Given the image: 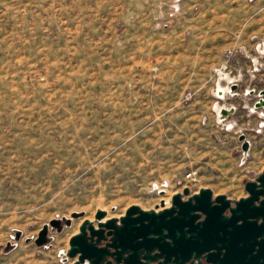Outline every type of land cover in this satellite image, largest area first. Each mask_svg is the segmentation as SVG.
<instances>
[{
  "label": "rangeland",
  "instance_id": "rangeland-1",
  "mask_svg": "<svg viewBox=\"0 0 264 264\" xmlns=\"http://www.w3.org/2000/svg\"><path fill=\"white\" fill-rule=\"evenodd\" d=\"M263 42L264 0H0V264H75L70 238L101 210L244 195L264 169V133L247 157L238 138Z\"/></svg>",
  "mask_w": 264,
  "mask_h": 264
},
{
  "label": "water",
  "instance_id": "water-1",
  "mask_svg": "<svg viewBox=\"0 0 264 264\" xmlns=\"http://www.w3.org/2000/svg\"><path fill=\"white\" fill-rule=\"evenodd\" d=\"M238 89V85H233L230 91L227 93H234ZM260 96H264V90L260 93ZM258 106H264V102H261ZM235 112L234 108L221 110V115L228 117ZM245 137L240 136V141H244ZM244 151L247 150L246 144L243 147ZM260 180H264V171L260 175ZM247 190L253 194V189L248 184ZM189 192L185 189V193ZM213 191L209 188H201L200 194L195 195L188 202L180 201V194L173 196L170 207L158 210L159 206L151 210H145L138 205L130 207L125 216L121 218L122 227L118 231L109 232L112 235L110 244L111 248H114L115 254H125L126 256L121 258L116 257L114 262H107V264H138L137 257L144 254V258L150 261H156L164 258L165 261L161 264H167L169 261L173 263L183 264L185 261L194 257L197 259L205 253L208 264H218L213 259V255L222 249H226L225 258L229 247L226 245L219 246L221 235L220 229H216L213 219L207 218L204 222L197 220L199 215L198 211L202 210L200 206L201 198L206 196L210 197ZM257 194L264 195V187H260ZM221 198H226V195H222ZM255 199L252 196L248 199H244L237 203V207L234 209L233 218L236 223L242 221L248 222L250 219H256L257 217L262 219L264 223V212L257 214H251L245 216L243 213V206L247 201L252 202ZM264 203V202H262ZM161 207H165V202L162 201ZM137 215L135 218H132ZM82 214H74V218H78ZM236 216V217H235ZM106 212L99 211L96 220H103L99 225L105 228L114 227L117 218L110 219L105 223ZM70 220H67L69 223ZM253 223L254 221H249ZM62 220H54L51 222V226L61 230L59 225ZM90 224L89 220L83 222L77 234H74L69 241V249L66 252V256L71 259H76L75 264H85L87 261L89 264H101L103 255L106 254L104 250H97L87 243V239H92L96 234L92 231L91 235L87 238L85 227ZM48 226H44L41 230L39 237L36 239L38 246H43L48 242ZM225 228L226 225H225ZM224 228L223 238L226 236V230ZM20 236V233H17ZM99 240L102 237L98 238ZM156 251V252H155ZM155 252V253H153ZM175 257V259H173ZM135 260V262H133ZM224 260V259H223ZM223 264V261L221 262Z\"/></svg>",
  "mask_w": 264,
  "mask_h": 264
},
{
  "label": "flooded vegetation",
  "instance_id": "flooded-vegetation-1",
  "mask_svg": "<svg viewBox=\"0 0 264 264\" xmlns=\"http://www.w3.org/2000/svg\"><path fill=\"white\" fill-rule=\"evenodd\" d=\"M264 90V85L259 84L257 87L249 88L247 91L248 94V104L246 108L250 112L248 114V124L245 128V132L239 135V143L241 144L242 153L245 157L250 156V153L254 150L255 146L253 142L250 140V134H254L260 138V136L264 133V106H258L264 102V96H260V93ZM255 98V100H254ZM235 109V108H234ZM236 112V109H235ZM235 112L233 114H235ZM258 116L261 118L263 122V126H260L258 131L254 128L252 124V115ZM255 118V117H254ZM244 136V141H240V136ZM261 141L262 138H260ZM246 144L247 150L244 151L243 147ZM262 146L260 148V153L264 157V142L260 144ZM259 148V147H258ZM264 169L259 172L255 178L253 179H246L244 181V192L245 194L239 197H231L226 194L221 193H212V195L208 198L206 196L201 198L200 206L202 207L201 211H198L197 214L199 218L197 220V224H201L199 222L206 221L207 218H211L214 221L216 229H220L219 234L221 235V240L219 241V246L226 245L229 247L226 258V249H222L219 254L218 251L213 255V259L216 263L221 264H264V223H262V219L257 217L256 219H250L248 222L242 224V221H234L233 213L234 209L237 207V203L248 199L251 196L255 199L252 202L247 201L246 204L243 206V213L245 216L253 215L264 212V195L257 194L260 187H264V180H260V175L263 173ZM248 184L253 189V194L247 190ZM188 189V188H185ZM185 189L181 192H176L173 196L180 194V201L181 202H188L190 198L195 195L200 194V189L198 191H192L190 189L189 192L186 194ZM222 195H226V198H221ZM172 196V198H173ZM171 198V200H172ZM137 215H134L132 218H135ZM123 217V216H122ZM118 218L112 228H105L100 226L99 224L103 222V220H89L90 224L85 227V232L87 234V238L91 235L93 231L96 235L92 237V239H87V243L91 244L93 248L97 250H104L107 252L104 254L103 260L101 264H107V262H114L116 257L123 258L126 255L122 254L119 255L118 253L112 255L115 252L114 248H111L108 244H110V240L112 235H109V232H114L116 230H120L122 227L121 218ZM236 217V216H235ZM110 219L108 218L105 220V223L108 222ZM88 219H83L81 224L79 225V229L82 226L83 222ZM249 221H254L250 223ZM72 222L70 221L67 223V220H62V223L59 225L62 232L64 226H71ZM225 225L227 228H225ZM224 228L227 231L225 238H223ZM58 230V227H57ZM49 232L50 228H48V241H49ZM79 232V231H78ZM77 232V233H78ZM76 233V234H77ZM102 237V239H98ZM156 252V251H155ZM153 252V253H155ZM145 253H142L137 257L138 264H161L165 261L164 258H161L156 261H150L145 259ZM207 253L195 259L194 257L190 258L189 260L185 261L183 264H208L207 257H205ZM114 258V259H113ZM175 259V257H173ZM224 259V260H223ZM76 262V259H72ZM135 262V260H133ZM85 264H89L87 261ZM114 264V263H112ZM167 264H177L173 263V261H169Z\"/></svg>",
  "mask_w": 264,
  "mask_h": 264
},
{
  "label": "bare ground",
  "instance_id": "bare-ground-1",
  "mask_svg": "<svg viewBox=\"0 0 264 264\" xmlns=\"http://www.w3.org/2000/svg\"><path fill=\"white\" fill-rule=\"evenodd\" d=\"M263 50H264V44H263ZM262 52V51H261ZM260 52V53H261ZM263 53V52H262ZM221 78V77H220ZM227 88V87H226ZM226 88H222L221 87V85L220 84H218L217 85V95L219 96V97H221V98H224L225 96H226V93H227V91L229 90L228 88L226 89ZM215 109H216V111H217V114L219 115V117L221 116V112H220V110H221V108H220V106H215ZM218 121H220V120H218ZM162 201H164L165 202V207H161V206H159V209L158 210H163L164 208H168V207H170V204H171V200L170 199H163ZM102 211V210H101ZM88 219V218H87ZM108 219V217H106L105 219H104V221L105 220H107ZM88 220H91V219H88ZM77 233V230L75 231V234Z\"/></svg>",
  "mask_w": 264,
  "mask_h": 264
},
{
  "label": "built area",
  "instance_id": "built-area-1",
  "mask_svg": "<svg viewBox=\"0 0 264 264\" xmlns=\"http://www.w3.org/2000/svg\"><path fill=\"white\" fill-rule=\"evenodd\" d=\"M200 178H201V174H200V171L198 169H189L185 173L183 180H185L186 182H188L191 185H197Z\"/></svg>",
  "mask_w": 264,
  "mask_h": 264
},
{
  "label": "crops",
  "instance_id": "crops-1",
  "mask_svg": "<svg viewBox=\"0 0 264 264\" xmlns=\"http://www.w3.org/2000/svg\"><path fill=\"white\" fill-rule=\"evenodd\" d=\"M261 32V31H260ZM263 44H264V42H263ZM263 44L261 43V45H260V47L262 48L263 47ZM263 52V54H264V50L262 51ZM261 52V53H262ZM262 75H264V74H262ZM259 84H262V83H259ZM262 85H264V84H262ZM256 86H258V84L256 85ZM222 87V86H221ZM223 88V87H222ZM216 90V89H215ZM230 91V89L227 91V92H229ZM219 97V96H218ZM219 98H221V97H219ZM222 110V109H221ZM221 110H220V112H221ZM244 110H245V113H246V109H245V107H244ZM255 125H256V127H255V129L258 131V129H260V126H263V122H262V120H261V118H259L258 117V119L257 120H255Z\"/></svg>",
  "mask_w": 264,
  "mask_h": 264
}]
</instances>
